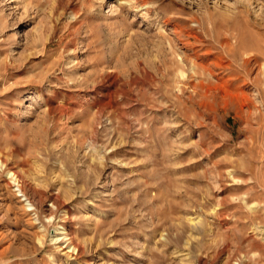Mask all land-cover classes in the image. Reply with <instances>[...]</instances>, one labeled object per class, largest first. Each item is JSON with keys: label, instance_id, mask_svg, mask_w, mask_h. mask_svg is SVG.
<instances>
[{"label": "rangeland", "instance_id": "rangeland-1", "mask_svg": "<svg viewBox=\"0 0 264 264\" xmlns=\"http://www.w3.org/2000/svg\"><path fill=\"white\" fill-rule=\"evenodd\" d=\"M0 264H264V0H0Z\"/></svg>", "mask_w": 264, "mask_h": 264}, {"label": "bare ground", "instance_id": "bare-ground-1", "mask_svg": "<svg viewBox=\"0 0 264 264\" xmlns=\"http://www.w3.org/2000/svg\"><path fill=\"white\" fill-rule=\"evenodd\" d=\"M246 60V59H245ZM223 62V61H222ZM247 62L249 63L250 61L247 60ZM245 62V63H247ZM227 63V62H226ZM226 66V65H225ZM242 100V99H241ZM242 102V101H241ZM243 109V108H242ZM9 173H10V176L11 178L13 179L14 183L18 186V190L23 194V196L25 197L26 194L24 192V188L22 189V185H21V182H20V179H19V176L17 174V172L13 171V170H9ZM26 200H28V198L26 197ZM192 219V218H191ZM79 250V247L78 246H75V245H71L70 249H69V252H73V251H77Z\"/></svg>", "mask_w": 264, "mask_h": 264}]
</instances>
